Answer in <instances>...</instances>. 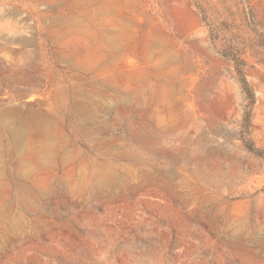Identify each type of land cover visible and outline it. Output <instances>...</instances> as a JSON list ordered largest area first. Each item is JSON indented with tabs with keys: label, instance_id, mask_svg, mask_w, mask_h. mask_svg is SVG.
<instances>
[{
	"label": "rangeland",
	"instance_id": "rangeland-1",
	"mask_svg": "<svg viewBox=\"0 0 264 264\" xmlns=\"http://www.w3.org/2000/svg\"><path fill=\"white\" fill-rule=\"evenodd\" d=\"M0 264H264V0H0Z\"/></svg>",
	"mask_w": 264,
	"mask_h": 264
},
{
	"label": "trees",
	"instance_id": "trees-1",
	"mask_svg": "<svg viewBox=\"0 0 264 264\" xmlns=\"http://www.w3.org/2000/svg\"><path fill=\"white\" fill-rule=\"evenodd\" d=\"M236 69L238 75L240 77L244 92L247 95V105L245 107L244 112V119H243V143L246 149H248L252 153H257V150L254 148L253 143L250 140V128L252 122V115H253V107L255 105V93L249 86L247 82L244 70H243V62L240 59H236Z\"/></svg>",
	"mask_w": 264,
	"mask_h": 264
}]
</instances>
